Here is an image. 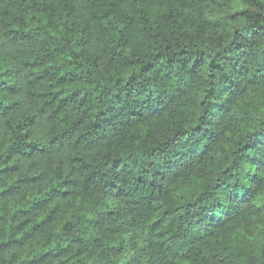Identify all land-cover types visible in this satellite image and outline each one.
Instances as JSON below:
<instances>
[{"label": "clouds", "instance_id": "1", "mask_svg": "<svg viewBox=\"0 0 264 264\" xmlns=\"http://www.w3.org/2000/svg\"><path fill=\"white\" fill-rule=\"evenodd\" d=\"M0 264H264V0H0Z\"/></svg>", "mask_w": 264, "mask_h": 264}]
</instances>
